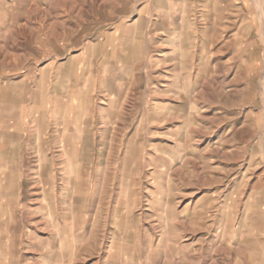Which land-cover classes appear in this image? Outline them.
I'll use <instances>...</instances> for the list:
<instances>
[{"label":"rangeland","instance_id":"1","mask_svg":"<svg viewBox=\"0 0 264 264\" xmlns=\"http://www.w3.org/2000/svg\"><path fill=\"white\" fill-rule=\"evenodd\" d=\"M0 264H264V0H0Z\"/></svg>","mask_w":264,"mask_h":264},{"label":"crops","instance_id":"2","mask_svg":"<svg viewBox=\"0 0 264 264\" xmlns=\"http://www.w3.org/2000/svg\"><path fill=\"white\" fill-rule=\"evenodd\" d=\"M60 41H52V40H49V41H44V43H52L53 45H56V47L57 48H59L58 46H61L60 44H62V46H65V41L64 42H60ZM15 44H17V43H15ZM19 48V52H20V56L21 55H23V56H25V58H23V56H22V59L21 60H18V61H13L14 62V64H15V66H17V67H19L20 66V64H21V62H24L23 64H25L23 67H26L27 66V64H32V62H31V60L32 59H30V58H27V54H26V52L28 51L27 50V47H26V45H24V46H20V47H18ZM42 48V47H41ZM29 61H30V63H29ZM16 62V63H15ZM46 66V65H45ZM45 66H43V68L45 67ZM20 68H21V66H20ZM27 77V74H26V76H23V79H25Z\"/></svg>","mask_w":264,"mask_h":264}]
</instances>
